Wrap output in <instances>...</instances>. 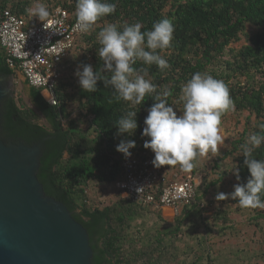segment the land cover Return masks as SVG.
Listing matches in <instances>:
<instances>
[{
  "label": "trees",
  "instance_id": "obj_1",
  "mask_svg": "<svg viewBox=\"0 0 264 264\" xmlns=\"http://www.w3.org/2000/svg\"><path fill=\"white\" fill-rule=\"evenodd\" d=\"M34 2L0 0V7L31 21L39 18L25 10ZM41 2L46 4L49 14L60 6L76 19V0ZM108 2L116 4L115 12L98 20L62 63L64 76L54 89L58 104H49L41 89L29 88L33 103L49 126L39 121L40 114L16 92L0 106V139L6 144L39 145L42 155L38 179L46 194L63 202L87 229L94 251L92 264H249L256 259L264 262V209L242 208L230 197L216 199L218 193H231L235 184L246 183L250 173L240 145L251 133L259 132L258 125L264 123V0ZM163 18L174 24L173 40L169 48L157 52L170 66L161 71L155 64L148 66L137 61L133 67L147 68L146 79L157 85L158 91L171 90L167 99L178 115L183 106L179 101L180 87L192 74L207 72L223 80L235 108L221 117V126L230 115L242 125L232 132L226 148L209 151L208 158L198 156L193 161L190 172L201 173L195 199L182 205L172 222L166 221L161 211L122 197L116 188L124 158L116 145L121 139H133L136 147L131 152L145 149L144 142L150 138L142 136V131L153 99L146 96L141 105L118 100L111 86L105 87L103 81L97 82V91L86 92L74 75L82 63L91 64L94 71L103 69L97 34L106 23L122 28L139 22L145 32ZM248 25L258 30L250 33ZM242 39L247 44L237 48L235 43ZM5 56L0 47V74L18 79L17 70L6 63ZM127 111L137 112L138 127L131 136H117L115 121ZM253 155L264 159V144ZM234 168L239 169V181ZM174 172L184 176L186 171L179 164L167 165L158 187L162 188ZM111 185L117 198L111 203H97L98 191L103 195L104 187ZM147 218L155 219L153 225L145 228L141 221ZM242 234L251 238L254 248L225 246L228 238Z\"/></svg>",
  "mask_w": 264,
  "mask_h": 264
},
{
  "label": "clouds",
  "instance_id": "obj_2",
  "mask_svg": "<svg viewBox=\"0 0 264 264\" xmlns=\"http://www.w3.org/2000/svg\"><path fill=\"white\" fill-rule=\"evenodd\" d=\"M115 10L116 4L108 0H76V28L81 33H87L98 20ZM25 11L41 21L49 17V10L41 0H35L34 5ZM141 28L139 22L125 24L122 28L115 23H106L97 34L101 45L98 55L103 60V69L94 71L91 64L82 63L77 66L74 75L80 88L86 92L97 91V82L103 81L105 87L111 86L118 100L132 105H141L146 96L151 97L154 102L147 108L142 136L150 138L143 146L154 153L152 163L157 167L179 164L182 170L191 171L198 156H204L209 151L214 153L223 144L221 117L234 110V102L223 80L198 71L180 87L179 101L183 106L178 115L167 99L172 95L171 90L165 88L158 91L157 85L146 79L147 68L133 67L137 61L148 66L155 64L161 71L170 66L157 50L170 47L174 24L169 18H163L155 22L151 30L142 32ZM115 125L117 136L133 135L138 127L137 112L127 111L115 121ZM258 127L260 131L251 133L240 145L241 154L245 157L244 165L250 173L246 183L235 184L231 193H218L217 200L230 197L242 208L264 209V200L261 199L264 195V159L253 155L264 144V123ZM135 147V140L121 139L116 150L129 158L132 155L130 149ZM232 171L239 181V169ZM197 174L201 181V175ZM116 188L122 195L117 183Z\"/></svg>",
  "mask_w": 264,
  "mask_h": 264
},
{
  "label": "water",
  "instance_id": "obj_3",
  "mask_svg": "<svg viewBox=\"0 0 264 264\" xmlns=\"http://www.w3.org/2000/svg\"><path fill=\"white\" fill-rule=\"evenodd\" d=\"M18 73L25 101L49 126ZM4 79L0 74V106L16 92L15 78H8L7 87ZM41 155L38 144L0 139V264H92L87 229L63 202L46 194L38 179Z\"/></svg>",
  "mask_w": 264,
  "mask_h": 264
},
{
  "label": "built area",
  "instance_id": "obj_4",
  "mask_svg": "<svg viewBox=\"0 0 264 264\" xmlns=\"http://www.w3.org/2000/svg\"><path fill=\"white\" fill-rule=\"evenodd\" d=\"M76 23L60 6L45 21H29L0 7V47L5 51L6 63L19 71L31 87L41 89L51 105L58 104L54 89L64 76L62 63L85 34L77 30ZM131 153V157L121 161L123 172L117 187L122 196L154 210L166 211L164 219L172 222L182 205L194 201L200 176L190 171L184 172V176L174 172L160 188L158 183L167 165L155 166L151 149Z\"/></svg>",
  "mask_w": 264,
  "mask_h": 264
},
{
  "label": "rangeland",
  "instance_id": "obj_5",
  "mask_svg": "<svg viewBox=\"0 0 264 264\" xmlns=\"http://www.w3.org/2000/svg\"><path fill=\"white\" fill-rule=\"evenodd\" d=\"M257 30H258L257 27H254L252 25H248V31L250 33H254ZM245 44H247V41L245 39H242L240 42L235 43V46L237 48H240L241 46H243ZM14 83L16 85V92H20L22 94V96H23V87H22V84H21V77H20V79L19 78L15 79ZM23 98H24V96H23ZM24 100H25V98H24ZM39 121L41 123L45 124L44 118L42 116H40ZM220 127H221V135L224 137V142H223V144L218 146V149H223V148L227 147V145H228L227 142L229 141L228 138L231 136L232 132H234V131L236 132V131L240 130L242 128V125H240L238 123L236 118H234L232 115H230L229 121L225 122ZM203 157L204 158H208V153L205 154ZM210 157H213V156L210 155ZM104 188H105L104 190L101 188V190H103L102 191L103 195H102L101 191H98V190L97 191H98L99 196L95 197L96 193L95 192L92 193L93 197L96 198L95 201H97V203L102 201L103 203H106V204L113 202L117 198L116 189L114 187H112V185L110 187H108V188H106V187H104ZM227 188H228V186H227ZM166 214H168V213L166 212ZM154 219L155 218H147L145 221L142 220L141 222L145 223L146 224L145 228H147L148 226H151V225L154 224ZM225 246H227V247L228 246H230V247L231 246H233V247L241 246V248L242 247L243 248H251V247L254 248L255 244L252 242L251 238H244L243 234H242V236L232 237L231 239L228 238L227 241H226ZM256 261L250 262L249 264H264V262L261 261V259L260 260L256 259Z\"/></svg>",
  "mask_w": 264,
  "mask_h": 264
},
{
  "label": "flooded vegetation",
  "instance_id": "obj_6",
  "mask_svg": "<svg viewBox=\"0 0 264 264\" xmlns=\"http://www.w3.org/2000/svg\"><path fill=\"white\" fill-rule=\"evenodd\" d=\"M8 78L7 76H5V79H4V85L7 87L8 86ZM16 93V92H15ZM31 98V96H30ZM32 99V98H31ZM0 131H1V127H0Z\"/></svg>",
  "mask_w": 264,
  "mask_h": 264
},
{
  "label": "crops",
  "instance_id": "obj_7",
  "mask_svg": "<svg viewBox=\"0 0 264 264\" xmlns=\"http://www.w3.org/2000/svg\"><path fill=\"white\" fill-rule=\"evenodd\" d=\"M199 174L201 175V173H199ZM162 215H163V217H165V216H166V211H163V212H162ZM165 220H166V219H165ZM166 221L171 222V221L168 220V218H167Z\"/></svg>",
  "mask_w": 264,
  "mask_h": 264
}]
</instances>
